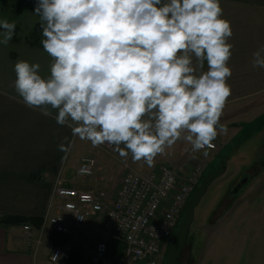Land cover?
Masks as SVG:
<instances>
[{
    "label": "clouds",
    "instance_id": "9594fccd",
    "mask_svg": "<svg viewBox=\"0 0 264 264\" xmlns=\"http://www.w3.org/2000/svg\"><path fill=\"white\" fill-rule=\"evenodd\" d=\"M33 15L53 59L47 77L39 63H15L13 86L28 108L148 166L182 133L193 152L214 147L234 48L220 0H35ZM16 28L0 18V45ZM252 66L264 68V44Z\"/></svg>",
    "mask_w": 264,
    "mask_h": 264
},
{
    "label": "crops",
    "instance_id": "0c3cea01",
    "mask_svg": "<svg viewBox=\"0 0 264 264\" xmlns=\"http://www.w3.org/2000/svg\"><path fill=\"white\" fill-rule=\"evenodd\" d=\"M220 2L223 18L231 21L233 29V36L227 42L234 45L228 62L232 76L227 80L232 95L226 101L217 125H223L227 131L231 126L228 118L247 115L244 122L250 123L258 120V111H264V68L252 66L253 53L264 44V0ZM0 18L17 23L15 38L7 45H0V218L5 215L45 217L57 180L77 189L103 193L104 201L111 204L124 173L130 170V164L125 158L117 160L101 155L100 149L89 141L73 137L71 129L58 125L52 117H46L22 102L13 86L15 63L19 60L39 63V74L47 77L53 58L43 50L41 41L32 45L26 42V37L39 24V18L33 15V11L15 16L0 2ZM232 125L237 130L241 129V122ZM184 135L186 133L181 134L179 140L182 143L176 150L178 158L187 151L192 153V146L183 139ZM215 140L220 141L218 136ZM222 141L227 145L229 140ZM61 143L65 144L67 151L59 150ZM216 149L207 152L211 156L222 152L213 153ZM199 153L204 151L192 154ZM130 155L126 158L129 159ZM89 159L96 161L92 174H82L84 179L76 182L70 177L72 171L78 168L79 172L84 161ZM103 222V214L89 217L81 227L67 219L69 233L66 236L72 247L67 264H90L95 244L103 236ZM31 226L33 236L37 238L39 228L34 224ZM50 236L44 237V246L35 251L26 240L23 225L0 223V264H39L54 245ZM197 261L201 264L199 259Z\"/></svg>",
    "mask_w": 264,
    "mask_h": 264
},
{
    "label": "built area",
    "instance_id": "2783aa9c",
    "mask_svg": "<svg viewBox=\"0 0 264 264\" xmlns=\"http://www.w3.org/2000/svg\"><path fill=\"white\" fill-rule=\"evenodd\" d=\"M214 147L199 151L213 150ZM112 153L107 144L99 145ZM192 153L193 152L191 149ZM96 165L94 159L84 161L86 171L91 175ZM202 173V165H195L194 171L181 181L179 171L174 167L162 166L141 173L126 170L116 197L111 204L104 201L103 193H94L67 186L57 180L48 211L39 228V236H33L30 224L23 225L26 240L35 251L44 246V237L52 232L69 233L67 219L76 227H81L89 217L103 214V236L96 242L90 264H163L170 240L174 237L178 221L195 190ZM122 244V252L113 257L109 241ZM69 242V241H68ZM52 245V255L59 254L57 264H67L71 259L69 243Z\"/></svg>",
    "mask_w": 264,
    "mask_h": 264
},
{
    "label": "rangeland",
    "instance_id": "374dc122",
    "mask_svg": "<svg viewBox=\"0 0 264 264\" xmlns=\"http://www.w3.org/2000/svg\"><path fill=\"white\" fill-rule=\"evenodd\" d=\"M257 115L258 120L250 123L244 122L247 115L228 118L231 126L227 131L224 128V131L220 132V126L217 127L219 140L223 138L222 140L229 141L226 145L222 140H215L218 147L213 153L222 151L215 156L209 155L210 153L207 156L203 153L191 155L187 151L178 158L176 150L182 143L178 140L174 145L166 146L165 151L154 159L152 166H148L143 160H133L131 155L128 159L108 151L103 146H95L100 149L101 155L117 160L125 158L130 164L129 169L133 171L146 173L162 166L174 167L179 171L181 181L194 171L195 165L200 164L202 173L196 190L203 182L202 177L204 179L209 172L226 166L225 174L210 185L195 210L188 242L179 264H197L198 259L201 264H264V170L258 171V162L264 157V111H258ZM235 122H241L240 130L232 125ZM251 168L258 173L257 179L247 187L244 197L231 202L228 197L230 188L239 180L241 174ZM70 177L79 182L85 176L79 174L76 168ZM185 209L169 246L176 236ZM48 255L49 250L39 264H51Z\"/></svg>",
    "mask_w": 264,
    "mask_h": 264
},
{
    "label": "trees",
    "instance_id": "16d2710c",
    "mask_svg": "<svg viewBox=\"0 0 264 264\" xmlns=\"http://www.w3.org/2000/svg\"><path fill=\"white\" fill-rule=\"evenodd\" d=\"M0 2L4 6L9 7L15 16H20L25 12L33 11L35 6V0H0ZM13 38H15V35L13 36ZM42 38H43L42 29L40 27V24H36L33 31L26 37V42L32 45L36 42L41 41ZM202 180H204L203 177L201 181ZM42 221H43L42 218L14 216V215H5L0 218V223L6 226L34 224L37 228H40L42 225ZM50 237L52 238L54 245L65 244L69 241L66 235H61L53 232L51 233ZM108 244H109L111 256L117 257L121 254L123 247L121 243L115 240H110Z\"/></svg>",
    "mask_w": 264,
    "mask_h": 264
},
{
    "label": "water",
    "instance_id": "95a60500",
    "mask_svg": "<svg viewBox=\"0 0 264 264\" xmlns=\"http://www.w3.org/2000/svg\"><path fill=\"white\" fill-rule=\"evenodd\" d=\"M226 172V166H222L219 170L209 172L200 187L192 194L187 207L185 209L183 219L179 224L176 236L169 246L164 264H179V259L185 249L190 235L191 225L195 218V210L207 193L210 185Z\"/></svg>",
    "mask_w": 264,
    "mask_h": 264
},
{
    "label": "flooded vegetation",
    "instance_id": "af4514ba",
    "mask_svg": "<svg viewBox=\"0 0 264 264\" xmlns=\"http://www.w3.org/2000/svg\"><path fill=\"white\" fill-rule=\"evenodd\" d=\"M259 168L258 171L264 170V157L258 162ZM248 170L246 173L241 174L239 180L230 188L228 197L229 200L233 202L235 199H241L244 197V195L247 194V187L253 182V180L258 176L257 172H254V170Z\"/></svg>",
    "mask_w": 264,
    "mask_h": 264
}]
</instances>
